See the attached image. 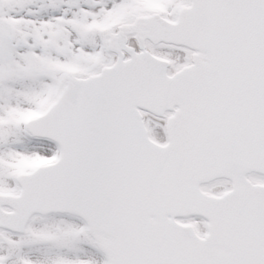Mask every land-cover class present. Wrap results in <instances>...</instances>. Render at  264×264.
<instances>
[{"label":"snow or ice","instance_id":"6c2138e0","mask_svg":"<svg viewBox=\"0 0 264 264\" xmlns=\"http://www.w3.org/2000/svg\"><path fill=\"white\" fill-rule=\"evenodd\" d=\"M0 264H264V0H0Z\"/></svg>","mask_w":264,"mask_h":264}]
</instances>
